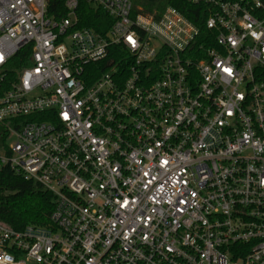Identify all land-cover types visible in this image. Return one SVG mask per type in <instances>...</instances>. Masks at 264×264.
<instances>
[{
  "label": "built area",
  "instance_id": "built-area-1",
  "mask_svg": "<svg viewBox=\"0 0 264 264\" xmlns=\"http://www.w3.org/2000/svg\"><path fill=\"white\" fill-rule=\"evenodd\" d=\"M85 1L104 33L78 0H0V165L54 199L47 225L0 223V264H264V0H186L204 37Z\"/></svg>",
  "mask_w": 264,
  "mask_h": 264
},
{
  "label": "trees",
  "instance_id": "trees-1",
  "mask_svg": "<svg viewBox=\"0 0 264 264\" xmlns=\"http://www.w3.org/2000/svg\"><path fill=\"white\" fill-rule=\"evenodd\" d=\"M166 7H172L180 12L199 28L203 37L208 35L209 31L204 25L207 14L203 13L201 6L190 5L186 0H133L134 15L152 16L157 19ZM77 17L78 27L90 28L98 33H104L112 23L103 11L93 9L85 0H78ZM25 50L20 51L10 61V79L15 78L16 71L20 69L22 58L26 54ZM100 65L93 64L87 67L99 70ZM103 69H105L104 63L100 71ZM94 80L92 79L91 82ZM7 140V131L1 125L0 155L6 152ZM53 207L54 199L49 192L31 181H25L7 166L0 165V223L14 230H22L27 225L44 226L49 223Z\"/></svg>",
  "mask_w": 264,
  "mask_h": 264
},
{
  "label": "rangeland",
  "instance_id": "rangeland-1",
  "mask_svg": "<svg viewBox=\"0 0 264 264\" xmlns=\"http://www.w3.org/2000/svg\"><path fill=\"white\" fill-rule=\"evenodd\" d=\"M1 126V125H0ZM10 141H13V138H10Z\"/></svg>",
  "mask_w": 264,
  "mask_h": 264
},
{
  "label": "snow or ice",
  "instance_id": "snow-or-ice-1",
  "mask_svg": "<svg viewBox=\"0 0 264 264\" xmlns=\"http://www.w3.org/2000/svg\"><path fill=\"white\" fill-rule=\"evenodd\" d=\"M227 71V70H226Z\"/></svg>",
  "mask_w": 264,
  "mask_h": 264
}]
</instances>
